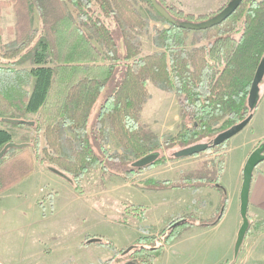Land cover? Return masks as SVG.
<instances>
[{"label":"trees","instance_id":"16d2710c","mask_svg":"<svg viewBox=\"0 0 264 264\" xmlns=\"http://www.w3.org/2000/svg\"><path fill=\"white\" fill-rule=\"evenodd\" d=\"M26 1L36 3L45 24L54 25L62 20L64 23L70 22L64 31L70 40L65 46L59 42L60 46H57L56 42L50 45L49 41L39 39L31 52L32 66L28 76L34 82L26 100L22 99L24 93L20 90L14 94L13 100L8 96H0V124L5 127L24 126L31 132L29 141L22 142L25 144L23 147L8 148L0 158V191L30 174L36 164L54 166L60 174H71L73 180H78L87 168L102 164L105 156L120 161L119 165L122 166L127 164L122 162L126 156H131L132 159L128 161L131 163L156 153V149L161 146L138 128L140 111L148 97L147 82L182 97L185 105L183 111L198 124L196 128L182 126L170 139L177 140L178 146L182 148L197 144L201 138H207L206 143H211L219 131L243 120L255 110V107H248L247 96L255 69L264 55V0H242L222 23L202 30L203 36L207 40L212 38V41L189 50L185 45L187 32L191 30L180 24L199 23L215 15L206 19V16L194 18L186 14L180 18L175 15L182 14H173L162 0H155L174 20L170 22L156 11L150 0H142L167 25L153 28L152 42L157 50L152 53L142 52L140 41L134 34L148 31L149 23L135 9L132 0ZM59 2L71 5V14L60 7ZM58 9L63 13H59ZM73 14L78 17V23L73 19L69 21ZM239 21V28L236 29L240 32L239 37L230 39L229 33L234 32L233 28L238 26ZM115 33L121 37V49ZM92 39L102 52L91 44ZM53 61L60 63L49 65ZM98 100L94 122L89 123ZM14 107L23 110L24 114H34L33 124L3 122L2 118L6 117L4 113L11 112ZM7 118L21 120L20 116ZM221 120H224L221 125L223 128H215ZM5 127L0 126V150L13 140V134ZM108 129L117 138L121 154L108 156L103 148L102 142ZM42 138L44 143L39 148ZM162 160L165 161V158L158 155L156 161ZM117 169L122 171L121 168ZM138 170L131 165L127 170L123 168V173L119 175ZM219 172L197 173L184 181H196L192 187H214L220 193L217 213L206 222L184 218L171 220L161 231L163 241H168L172 236L176 230L172 229V225L179 220L200 227H210L219 221L227 201L226 190L219 184ZM184 182L177 186L190 185ZM147 183L150 185L145 188L156 186L152 185V181ZM259 226L263 225L257 221L253 229L258 231ZM146 238L138 239L136 244L134 241L127 252L117 250L102 263L110 264L121 254L126 261L119 264H153V254L161 245H145L143 240ZM90 240H99L100 244L111 246L102 237ZM242 244L243 241L237 255Z\"/></svg>","mask_w":264,"mask_h":264},{"label":"rangeland","instance_id":"374dc122","mask_svg":"<svg viewBox=\"0 0 264 264\" xmlns=\"http://www.w3.org/2000/svg\"><path fill=\"white\" fill-rule=\"evenodd\" d=\"M229 1L162 0L164 6L172 9L173 14H182L181 16L175 15L177 17L184 18V15L190 14L194 18L199 15L206 16V19L224 9ZM59 3L61 4L60 7H63L65 11L71 14L70 11H73L71 5L66 2ZM132 3L135 9L149 23L148 31H138L134 34H136L137 39L140 41L142 52L152 53L157 50L152 42L153 28H162L167 25L158 19V15L148 3L142 0H132ZM58 11L59 13H63L60 9ZM41 15L36 3H31L26 0H0V19L5 20L3 22L4 29L0 28V96L4 98L8 96L7 98L10 97L9 99L13 100L14 94L19 90L24 93L22 99L26 100V97L29 95L34 82V79L28 76V70L32 66L31 52L39 39L46 40V42L49 41L50 45L56 42L57 46H60L62 43L65 46L70 40L64 32L69 27L66 26L68 22L65 19L67 23H64L62 20L58 24L48 25V23L45 24V22H42ZM73 15V18L69 17V21L73 19L75 23H78V17L76 14ZM239 25L240 21L238 26L233 28L234 32L229 33L230 39H238L240 32L236 29L239 28ZM85 29L83 26V30ZM202 33V30L197 32H192L191 30L187 32L185 48L189 50L193 47L205 45L212 39L207 40ZM115 36L118 41V46L121 49V37L116 33ZM58 42L61 44L59 45ZM91 44L93 46L95 45V47L97 46L95 49H99L102 52L100 46L97 45L94 39L91 40ZM58 63L60 62L53 61L49 65L56 66ZM146 89L148 97L140 111L138 128H140L142 134L148 136L157 145L161 146L160 149H156V154L159 157L165 158V161L157 162L156 158L149 166H145L138 171L158 172L172 176L178 172H185L183 176H187L193 173V175L204 173L205 171H220L219 174L225 171L223 174V182L226 186L225 188H229L232 208L224 222L218 227L206 230V232L204 230L203 232L201 231V228L204 227L198 226L191 233L188 229H185L189 225L181 223L179 220L173 223L172 226L174 227L172 229L176 230L166 242L165 240L162 241L163 236H160L162 235L161 230L158 231L156 236H144V233H147L146 230L154 231L155 227L147 228L143 225L139 226V223L142 221V217H139V207L128 203H125L122 207V202L119 198L120 202L118 203L120 206L118 205V217H115L114 198L113 196L110 197L108 192L110 186L107 177L110 173H123V168L125 170L131 168V164L137 159L128 163L132 158L131 156H126V160L122 162L127 164L120 166V161L105 156L102 164L90 166L78 177V180H73L71 174L54 176L51 174V169H56L54 166L36 164L30 174L0 191V264H71L73 258H66L67 260H65L58 256V247L68 243V239L65 237L66 234L69 235V233H74L75 230L80 231L82 229L88 231L90 234L98 232L99 235L96 236L102 237L111 243V246H105L106 248L101 250L102 254L109 251L111 256H113L117 250H124L125 252V249L131 247L133 243H129V236L127 238L122 233L120 234V229L116 237L113 236V224L110 221L115 218H118L119 222L124 224L130 222L132 218L135 219V228L141 233L133 232L134 244L142 237H148L143 240V243L148 246L156 245L162 241L164 248L161 246L156 253L152 251V254L154 253V257H152L153 264H232L238 258L234 247L228 249L229 237L234 230L235 214L236 217L238 216V211H234V207L238 202V195L234 189L235 173L248 144H253V146H251V151H248L247 155H245L243 166L248 155L255 148L264 146V80L259 85L257 103L252 114L254 115L255 111L258 112L257 119L254 122H251V124L248 123L244 127V130L242 129L239 133L226 140V142H223L220 146L218 145V147L216 146L210 149L208 147L202 152L179 158L174 157L173 154L179 149H182V147L178 146L179 142L177 140L173 141L170 139L178 133L182 126H195L196 128L198 124L195 119H190L186 116L187 113L183 111L185 109L183 99L175 92L164 91L151 82L146 83ZM98 105L99 100L92 110L88 120L89 123L94 122ZM1 112L4 113L2 110ZM261 112H263L262 115ZM4 115L6 117L20 116L21 120L24 121H32L35 119L34 114H24L23 110H18L16 107L12 108L11 112L4 113ZM223 122L224 120H221L216 124L215 128H223L221 126ZM0 126L5 127L4 124H0ZM104 126L106 127V124ZM5 128L13 134V142L20 144L25 140L29 141L31 132L24 126H6ZM225 129L227 128H223L219 133ZM108 130L105 140H103L104 144L102 142L103 148L107 151L108 156H112L114 153L121 154L122 151L117 138L112 134L110 129ZM206 142H208L207 138H201L197 144ZM43 143L42 138L39 148ZM228 148L229 150L226 155ZM102 158L104 157L102 156ZM117 168H121L122 171ZM98 171H101V174L96 173L95 175L94 173ZM196 171L197 173H195ZM193 175L190 177H194ZM148 180H151L154 186L163 181L160 177L154 179L149 178ZM189 181L191 182L193 179ZM183 182L184 180L181 183ZM219 184H221L220 181ZM148 185L150 184L147 183L144 186ZM84 186L86 194L85 205L79 197L84 194ZM191 189L198 190L197 187H192ZM95 202L101 203V213L102 216L107 217V221H93V212L88 213L87 207L90 204L92 205L90 207H93ZM50 204L54 206L51 207ZM57 204H64V209L50 223V226H43L47 224V221L44 223L41 221L37 226L34 224L37 217L40 219L42 215L49 214L51 208H56ZM198 205L205 206L204 203H199ZM35 206L37 207V215L34 214ZM76 207H84V212L80 214V212L76 211V214L69 218V214L73 212L71 209ZM200 208L194 212V215L189 214L185 218L189 221L196 219L200 222L209 220L212 216L207 215ZM133 211L134 215H130L129 213ZM176 216V212L167 211L163 213L158 224L165 221L164 217L169 222L173 219L180 218ZM247 217L250 222V230L248 229L249 232L247 231L244 236L242 246H245L244 250L254 251L256 249V251H263L264 218H257L251 212L247 213ZM64 218L66 220H63L62 224L58 225L57 222L59 219ZM257 221H260V224L263 225L262 227H258L260 229L258 231L253 229L257 225ZM41 226L43 227L41 228ZM36 231L43 233L44 238L39 236L42 239H35L36 237L33 232ZM51 231L56 232L52 233ZM126 239H128V243L125 242ZM93 242L102 245L99 240ZM174 242L176 243L173 246L167 247ZM41 246L48 247L50 250H47L46 253H39L36 247L39 248ZM170 251L173 252L169 255L168 252ZM97 256L96 254V262L98 261L101 264ZM125 259L124 255L118 254L110 264H119L120 262H125ZM259 264H264V262Z\"/></svg>","mask_w":264,"mask_h":264},{"label":"crops","instance_id":"0c3cea01","mask_svg":"<svg viewBox=\"0 0 264 264\" xmlns=\"http://www.w3.org/2000/svg\"><path fill=\"white\" fill-rule=\"evenodd\" d=\"M5 20L0 19V28L4 29V22ZM1 31V30H0ZM263 112H261V115ZM258 112L255 111L254 115L252 116L251 120L249 121V124L251 122H254L257 119ZM245 128H243L244 130ZM251 146L253 144L247 146L246 150L243 152L241 160L239 161V164L237 166V170L235 173V180H234V189L236 190V194L238 195V202L237 205L234 207V211H238V216L236 217L235 214V220H234V230L229 237V244L228 249H232L234 247L236 237H237V231L241 225L242 219L240 215V202H239V193H240V187L242 183V169H243V162L245 160V155H247L248 151H251ZM229 148L226 150V155L228 153ZM264 162V161H262ZM259 163L253 170L252 174V180L250 184L249 189V196H248V209L247 213L251 212L253 215H256L257 218H264V165L260 167L264 163ZM226 168V167H225ZM257 168V169H256ZM225 171H223L220 174L219 181L225 188V184L223 182V174ZM101 174V171L95 172ZM185 172H178L176 175H166L163 173L158 172H147V171H133L126 173L125 175H119V174H112L107 177L109 182V194L110 197L113 196L114 203H115V210L114 214L115 217H118V205L120 202L119 198L122 202V207L125 203L132 204L134 206L139 207V213L142 217V221L139 223V226H145L147 228L155 227L154 231L146 230L147 233H144V236L152 235L156 236L158 231L161 230L169 223V221L164 217L165 221L161 224H158L160 219L162 218L163 213L170 211V212H176V215L180 218H185L187 215H194L195 211H198L199 207L200 209L205 211L207 215L214 216L217 213L219 202H220V193L212 186H200L197 187L198 190H192V184H196L197 182H184L185 184H190L188 186L180 187L177 186L181 184V182L186 179L190 178L191 175H184ZM197 173V171L195 172ZM51 174L59 175V173H55L51 171ZM147 174V175H146ZM62 176V174H60ZM65 176V175H63ZM68 177V176H66ZM160 177L164 181L163 183L157 184L153 188H145V184L147 182L151 181L148 180L149 178H156ZM221 179V180H220ZM179 183V184H177ZM196 187V186H195ZM227 191L228 199L226 202L225 209L222 213L221 218L219 221L213 226V227H204L201 228L202 232L203 230L206 232L208 229H213L215 227H218L224 222L226 217L228 216L229 212H231L232 208V201H230V193L229 188H225ZM107 191V190H105ZM84 194L80 195L79 197L83 200L84 205L85 203V186L83 189ZM101 193V191H99ZM199 203H204L205 206H199ZM51 207H53V204H50ZM88 213L93 212V221H107L106 216H102L101 213V203H94L93 207L91 204L88 205ZM120 206V205H119ZM64 209V204H57L56 208H51V211L47 215H42L40 219L38 217L34 221V224L37 226L39 222H46V225L43 226H50V223L59 216L60 211ZM122 209V208H121ZM120 209V210H121ZM73 210L72 213L69 214V218L74 216L76 214V211L84 212V207H76L71 209ZM32 213V212H31ZM147 213V215H146ZM149 213V214H148ZM34 214L37 215V207L34 208ZM130 215H134V211L129 213ZM176 216V217H177ZM191 218V217H190ZM64 219H59L57 222L58 225H61ZM110 223L113 224V236L116 237L118 234V230L120 229V234L122 233L125 237L128 238L129 236V243H133L135 241L133 237V232L136 231V233H141L140 231L136 230L135 228V219L132 218L130 222L127 223H121L119 222L118 218H115L114 220L110 221ZM162 225V226H161ZM41 226V228L43 227ZM198 227L196 224L186 226L185 229H188L191 233L195 230V228ZM111 231V232H112ZM145 231V232H146ZM52 233H55L56 231H51ZM35 235V239H42L44 238L43 233L36 231L33 232ZM99 235L98 232L95 234H90L88 231L82 229L80 231H74V233H69V235L66 234V239H68V243L64 244L63 246H59V253L58 256L60 258H73L71 261V264H99L98 261L96 262L95 255L97 254L100 259V262L110 258L111 254L110 252H106L105 254L101 253V250L106 248L104 245H98L95 244L92 240L96 236ZM143 235V234H142ZM246 235V234H245ZM41 236L42 238H40ZM69 236V237H68ZM160 236H163L160 235ZM247 238V237H246ZM39 241V240H37ZM128 239H126L125 242H127ZM163 241V240H162ZM162 241L156 245H161L162 248H164ZM128 243V242H127ZM176 242L168 245L167 247H171ZM127 245V244H123ZM245 247V246H244ZM244 247L242 246L238 258L232 263V264H259L264 262V250L263 251H254L251 250H244ZM36 250L39 253H46L47 250H50L48 247L41 246L39 248L36 247ZM36 251V252H37ZM173 251L168 252L170 255ZM230 261V260H228ZM229 263V262H228Z\"/></svg>","mask_w":264,"mask_h":264},{"label":"water","instance_id":"95a60500","mask_svg":"<svg viewBox=\"0 0 264 264\" xmlns=\"http://www.w3.org/2000/svg\"><path fill=\"white\" fill-rule=\"evenodd\" d=\"M150 1H151V4L154 6V8L156 9V11L159 14H161L166 20H168L170 22H174V20L169 16V14L166 12V10L163 7H161L155 0H150ZM241 1L242 0H231L221 12H219L214 17L209 18L205 21L195 23V24L184 22V23H181L180 25L182 27H185V28L192 30V31H200V30H205V29L214 27V26L222 23L227 17H229L231 15V13L238 7V5L241 3ZM263 76H264V55L260 59L258 65L255 69V72H254V75L252 77L250 87L248 90L247 105L250 109H253L256 106L258 92H259V85H260V82H261ZM252 116H253L252 113H250L249 115H247V117H245L240 122L233 124L229 128L225 129L224 131L218 133L212 139L211 143H199V144H194V145L184 147V148L176 151L173 154L174 157L179 158V157L190 156V155L196 154L198 152H202V151L206 150L208 147H212V146L214 147V146H218V145L222 144L223 142H225L229 138H231L234 135H236L237 133H239L249 123ZM2 121L7 122V123L23 122V123H27L30 125L33 124L32 121H24V120H18V119L7 118V117L2 118ZM24 145L25 144H23V143L18 144V143H15L13 141L5 144L4 147L0 150V158H2V156L5 154V152L7 151L8 148H12V147L21 148ZM157 156L158 155L156 153L145 155V156L137 159L136 161H134L131 165L133 168H139V169L144 168L145 166H149L152 162H154V160L157 158ZM263 160H264V146H260V147L255 148L248 155V157L244 163L243 169H242V183H241L240 193H239V202H240L239 210H240L242 222H241V225L237 231V237H236V241L234 244L235 245L234 251L236 252V255H237L239 247L243 241V238H244V236L247 233L248 228H249L247 209H248L249 189H250V184H251V180H252L253 170ZM51 170L55 173L60 174V172L56 169H51ZM130 248L131 247H128L127 249H125V252L129 251ZM122 264H133V263L126 262V263H122Z\"/></svg>","mask_w":264,"mask_h":264},{"label":"flooded vegetation","instance_id":"af4514ba","mask_svg":"<svg viewBox=\"0 0 264 264\" xmlns=\"http://www.w3.org/2000/svg\"><path fill=\"white\" fill-rule=\"evenodd\" d=\"M230 1H231V0H230ZM230 1H229V2H230ZM229 2H228V3H229ZM228 3H227V4H228ZM227 4H226V6H227ZM226 6H225V7H226ZM225 7H224V8H225ZM222 10H223V9H222ZM222 10H221V11H222ZM221 11H220V12H221ZM218 13H219V12H218ZM218 13H217V14H218Z\"/></svg>","mask_w":264,"mask_h":264}]
</instances>
